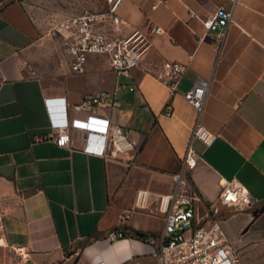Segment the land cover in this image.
Returning a JSON list of instances; mask_svg holds the SVG:
<instances>
[{"label":"crops","instance_id":"crops-1","mask_svg":"<svg viewBox=\"0 0 264 264\" xmlns=\"http://www.w3.org/2000/svg\"><path fill=\"white\" fill-rule=\"evenodd\" d=\"M43 1L47 9L42 0H0L2 241L23 247L29 264H161L166 199L190 143L198 158L182 178L203 205L225 211L221 178L252 197L249 210L220 216L226 239L235 250L264 244V0H237L223 33L206 32L189 12L206 16L227 0H123L122 31L139 30L150 44L129 77L103 55H91L84 73L70 71L54 24L59 5ZM95 2L60 0L59 9L91 11ZM166 60L185 65L175 93L155 77ZM198 78L209 82L200 119L216 134L210 145L191 140L197 112L183 98ZM96 93L114 95L103 112L128 131V155L84 152L80 130L55 139L57 124L86 115L69 106ZM112 230L125 236L110 243Z\"/></svg>","mask_w":264,"mask_h":264},{"label":"built area","instance_id":"built-area-1","mask_svg":"<svg viewBox=\"0 0 264 264\" xmlns=\"http://www.w3.org/2000/svg\"><path fill=\"white\" fill-rule=\"evenodd\" d=\"M122 1L104 0L105 9L102 11L85 10L83 13L65 17L57 23L55 28L61 35L63 52L70 58V71L84 73L91 55L106 56L118 77H129L131 71L140 65L150 44L139 30L129 34L122 31V26H127L118 15ZM227 1L230 3L229 7L220 5L206 16H199L193 11H190L189 15L198 19L206 32L223 33L231 20L232 8L237 2ZM150 31L164 33V30L156 25H152ZM184 70V64L166 60L155 77L175 93ZM208 85V81L198 78L194 85L183 93V98L197 112L191 140L199 139L205 145H210L216 138V134L209 131L200 119ZM115 104L114 95L110 93L83 96L69 108L85 113V117L68 118L64 123L57 124L54 128L55 139L59 143L67 142L71 130H80L84 152L111 158L128 155L135 149L128 137V131L112 124L103 112ZM166 114L171 115L170 105ZM197 158L189 143L180 174L177 175L178 187L166 199L170 208H164L165 223L157 239L155 255L161 264H243L239 254L226 239L219 218L228 211L249 210L253 204L252 197L236 179L221 178L217 200L225 211L220 212L214 207L203 205L196 190L182 178L187 169L194 168ZM124 236V231L112 230L105 235V239L112 243ZM0 244L20 255L24 264H29L23 247L4 243L1 238Z\"/></svg>","mask_w":264,"mask_h":264},{"label":"rangeland","instance_id":"rangeland-1","mask_svg":"<svg viewBox=\"0 0 264 264\" xmlns=\"http://www.w3.org/2000/svg\"><path fill=\"white\" fill-rule=\"evenodd\" d=\"M54 1V5L57 4V6H60V0H53ZM95 5L98 6L99 8L95 9L98 11H102L105 9V6L102 10H99L100 8H102L103 5H101L99 2H97V0H94ZM42 8L47 9L48 8V3L46 4L45 1L42 0ZM52 9L53 14H54V24L57 25V23L65 18V17H69V16H74L80 13H83L85 10H61L59 9ZM95 10H91V11H95ZM3 197L1 196L0 193V218L2 215V199ZM236 252L239 254L243 264H264V244H260V245H255L252 247H249L247 249H240V250H236ZM14 253L6 246H3L0 244V264H11Z\"/></svg>","mask_w":264,"mask_h":264},{"label":"trees","instance_id":"trees-1","mask_svg":"<svg viewBox=\"0 0 264 264\" xmlns=\"http://www.w3.org/2000/svg\"><path fill=\"white\" fill-rule=\"evenodd\" d=\"M136 232V235H140L141 233H139L138 231H135Z\"/></svg>","mask_w":264,"mask_h":264},{"label":"water","instance_id":"water-1","mask_svg":"<svg viewBox=\"0 0 264 264\" xmlns=\"http://www.w3.org/2000/svg\"><path fill=\"white\" fill-rule=\"evenodd\" d=\"M256 214V212L254 213V215Z\"/></svg>","mask_w":264,"mask_h":264}]
</instances>
